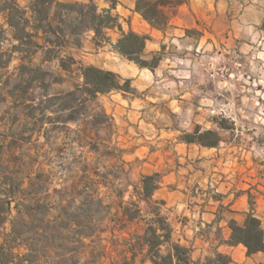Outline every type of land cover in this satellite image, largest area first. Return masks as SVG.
I'll use <instances>...</instances> for the list:
<instances>
[{
	"label": "rangeland",
	"instance_id": "rangeland-1",
	"mask_svg": "<svg viewBox=\"0 0 264 264\" xmlns=\"http://www.w3.org/2000/svg\"><path fill=\"white\" fill-rule=\"evenodd\" d=\"M31 1L17 3L28 11ZM244 4L246 0H185L165 8L168 22L155 28L162 37H152L157 46L141 55L149 65L156 63L154 68L137 72L133 62L112 52L111 38L120 37L118 30L98 47L85 33L78 48L66 47L50 58L44 51L31 57V64L46 72L44 83H27L25 95V85L0 92V186L11 191L21 186L25 191L16 200L47 204L51 215L67 216L82 208L88 218L85 232L90 235L83 245L76 242L78 228L65 234L69 243L58 252L75 250L78 264H152L145 230L152 226L162 235L167 217H174L162 201L141 194L147 153L167 152L170 167H182L184 173L189 147L197 148L196 156L210 150L217 157L264 150V19L257 26L248 23L249 16L241 15ZM9 36L3 48H10ZM63 56L77 64L61 68ZM19 57L14 55L8 76L18 74ZM92 64L130 79L134 94H99L83 106L71 103L72 109L50 98L81 85V68ZM135 78L145 87L137 89ZM198 130L214 132L217 144L204 147L182 140ZM94 190L103 207L92 202ZM167 247L162 246L163 254Z\"/></svg>",
	"mask_w": 264,
	"mask_h": 264
},
{
	"label": "trees",
	"instance_id": "trees-1",
	"mask_svg": "<svg viewBox=\"0 0 264 264\" xmlns=\"http://www.w3.org/2000/svg\"><path fill=\"white\" fill-rule=\"evenodd\" d=\"M185 0H135V11L138 12L154 28H163L168 22L165 8H172L184 3ZM0 14L3 23H0V92L8 89L23 87L27 93V86L35 81H45L46 72L31 64V57L40 51L50 58L66 47H80L83 34L92 32L93 42L98 47L101 42L109 43L108 29H117L120 37L114 49L128 61L140 68H154L156 63L149 65L141 58L148 38L133 31L125 32L118 17L110 10L98 11L92 0L88 3H62L58 0H32L28 11L21 8L17 0H1ZM12 41L10 48H3V43ZM20 55L17 66L18 74L8 76V68L14 55ZM76 60L63 56L59 60L61 68L68 70L76 65ZM20 75H24L20 78ZM5 77V80L2 78ZM80 77L82 84L56 98L64 109H72L71 103L83 106L87 100L95 99L99 94L112 91L134 94L130 79H122L118 74L94 66H83ZM8 91V90H7ZM9 93V91L7 92ZM49 98V99H50ZM74 120V118H69ZM213 136L214 140L206 141L205 136ZM182 140L186 143H197L204 147H213L217 144V135L214 132L185 135ZM159 174L143 176L140 180L141 194L145 198H152L159 186ZM25 190L18 186L14 191L0 186V264H78L75 250L58 252L56 249L68 245L66 233L80 228L76 242L83 245V240L90 233L88 218L82 208L79 212L62 216L60 213L51 215V208L47 204L28 201L21 202L16 197ZM92 202L103 207L102 200L94 190ZM14 195V196H13ZM14 199V200H13ZM15 201V202H14ZM12 203L14 205L12 206ZM12 212H15L11 217ZM136 213H139L137 210ZM158 215V214H157ZM130 219H136L129 216ZM160 222V221H159ZM89 225V224H88ZM232 236L230 243H241L247 248V254L264 249L262 230L258 219L249 215L244 227L231 224ZM165 233L160 235L158 230L148 226L145 230V243L149 247L152 264H192L189 249L172 242V229L169 225L164 228ZM168 245L163 254L161 248ZM230 259L222 254H216L215 259L208 260L207 264H228Z\"/></svg>",
	"mask_w": 264,
	"mask_h": 264
},
{
	"label": "crops",
	"instance_id": "crops-1",
	"mask_svg": "<svg viewBox=\"0 0 264 264\" xmlns=\"http://www.w3.org/2000/svg\"><path fill=\"white\" fill-rule=\"evenodd\" d=\"M86 1L90 0L83 2ZM92 1L98 11L110 10L117 16L124 31L150 35L144 50L157 46L153 38L162 37L163 32L135 11V0H127L128 6L118 2L110 6L105 0ZM242 8L241 15L250 18L248 23L257 26L264 19V0H246ZM115 30L108 29L107 35H113ZM88 33L92 39L93 33ZM118 38H111L110 49L120 55L114 49ZM133 67L141 71L137 65ZM133 83L137 89L145 87L136 78ZM195 149L197 151L189 147L185 153L189 163L184 173L182 167H170L167 152L147 153L142 164V175L160 174L159 186L152 198L162 201L174 217L166 219L172 229V242L189 249L192 264H207L216 254L227 256L228 264H264V249L249 255L243 244L230 243L231 224L244 227L249 215L259 220L264 242V150L249 148L243 153L233 151L230 157H217L210 150H200V155L196 156Z\"/></svg>",
	"mask_w": 264,
	"mask_h": 264
}]
</instances>
